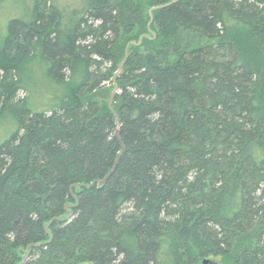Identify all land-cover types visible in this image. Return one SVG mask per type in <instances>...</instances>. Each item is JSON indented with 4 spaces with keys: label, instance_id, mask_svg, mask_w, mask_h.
I'll return each instance as SVG.
<instances>
[{
    "label": "trees",
    "instance_id": "16d2710c",
    "mask_svg": "<svg viewBox=\"0 0 264 264\" xmlns=\"http://www.w3.org/2000/svg\"><path fill=\"white\" fill-rule=\"evenodd\" d=\"M9 6L0 264H264V0Z\"/></svg>",
    "mask_w": 264,
    "mask_h": 264
},
{
    "label": "rangeland",
    "instance_id": "374dc122",
    "mask_svg": "<svg viewBox=\"0 0 264 264\" xmlns=\"http://www.w3.org/2000/svg\"><path fill=\"white\" fill-rule=\"evenodd\" d=\"M9 11L16 13L10 9V6L3 7L0 15V35L5 29L6 19L10 14ZM32 58L34 59L28 63L25 69V75L22 80L24 88L20 90L19 97L24 98L29 96L34 106L38 108L48 107L49 105L57 103L65 95L66 87L53 81L48 76L46 71L47 67L43 65L38 56ZM82 264L92 263L84 262Z\"/></svg>",
    "mask_w": 264,
    "mask_h": 264
},
{
    "label": "water",
    "instance_id": "95a60500",
    "mask_svg": "<svg viewBox=\"0 0 264 264\" xmlns=\"http://www.w3.org/2000/svg\"><path fill=\"white\" fill-rule=\"evenodd\" d=\"M174 1H176V0H174ZM116 133H117V135L119 136L120 130L118 129V130L116 131ZM120 142H121V141H120ZM121 145H122V148L124 149L122 142H121ZM118 160H119V158L117 159L116 164L118 163ZM116 164H115L114 167L112 168L111 172L105 177V179H103V180L100 181V184H103V183L107 180V178H108V177L111 175V173L113 172V170H114ZM205 263H207L206 260H205Z\"/></svg>",
    "mask_w": 264,
    "mask_h": 264
}]
</instances>
